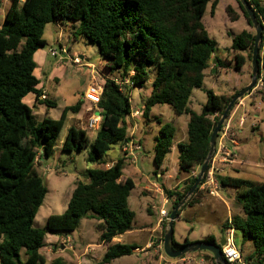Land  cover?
<instances>
[{
  "label": "trees",
  "instance_id": "trees-1",
  "mask_svg": "<svg viewBox=\"0 0 264 264\" xmlns=\"http://www.w3.org/2000/svg\"><path fill=\"white\" fill-rule=\"evenodd\" d=\"M209 1L9 0L0 25V264H46L40 253L46 234L72 232L86 217L98 221V241L107 245L101 264L130 256L137 249L120 242L111 243L113 238L133 229L135 217L127 204L133 181L120 179L122 158L108 168H86L84 180L75 182L65 211L48 216L42 228L33 226L47 193L35 158L42 159L53 152L67 114L77 113L82 105L78 101L64 108L56 120L44 118L40 123L34 120L32 108L36 104L54 105L41 98L42 93L37 88L39 80L34 74V54L46 46L44 28L59 21L77 23L73 37L96 44L107 76L112 77L116 72L120 81L128 78L130 86L142 87L149 80L150 70H154L151 92L141 108L144 117L156 105H168L174 115L188 117L187 141L177 145L178 170L188 178L180 190L179 185L173 190L163 189L166 197L173 199V208L193 185L196 178L191 172L199 169L205 160L219 116L238 93L224 96L206 90L199 114L188 107L192 91L202 87L204 72L213 60L215 68L230 66V61L216 56V43L208 36L202 22ZM236 1L251 26L245 10ZM247 2L260 22L264 9L256 1ZM215 6L216 2H212L211 14ZM226 12L230 15L229 9ZM231 20L235 19L231 17ZM254 38L255 35L247 31L233 37L231 50L236 52L233 58L236 71H240L247 60L251 61ZM241 52L248 53L244 56ZM262 70L264 49L259 44L257 81ZM29 94L34 95L32 108L23 102ZM96 106L100 123L94 136L89 137L85 129L70 127L60 149L67 153L88 149L86 162L89 165H106V153L126 140L124 119L131 112V105L129 97L108 78ZM174 132L170 124L159 129L153 148L157 168L170 151ZM215 178L223 188L241 190L236 196L241 214L230 219V225L240 234L242 244L252 243L253 251L246 259L249 264H264V182L219 177L218 174ZM199 193L197 189L189 205L197 202L195 197ZM230 225H224L221 232L225 233ZM203 241L216 243L212 236ZM188 243L187 239L183 243L173 239V248L177 250ZM50 264L70 263L56 257Z\"/></svg>",
  "mask_w": 264,
  "mask_h": 264
},
{
  "label": "rangeland",
  "instance_id": "rangeland-1",
  "mask_svg": "<svg viewBox=\"0 0 264 264\" xmlns=\"http://www.w3.org/2000/svg\"><path fill=\"white\" fill-rule=\"evenodd\" d=\"M250 1H256L260 8L264 9V0ZM212 2H216L213 14H211ZM8 6L9 0H2L0 3L2 12ZM227 9L230 10V15L227 14ZM231 17L235 20L232 21ZM261 20H264V17H261ZM202 22L208 36L216 43V56L220 60L230 61V66L221 68L217 73H209L207 70L202 87L193 91L188 103V107L197 114L200 113L201 107L205 102L206 90H210L216 95H222L226 94L227 90H234V88L239 92L250 83L251 61H246L242 71H236L233 59L236 52L231 50V44L233 37L242 31L255 35L254 27L247 23L236 0H210ZM52 26V24L47 25L43 33V39H46L44 49L49 52L52 50L56 51L57 56L50 57L49 63L47 62L42 71L43 73L37 70L35 75L40 80V84L46 86L48 97L54 102V105L48 107L42 104L41 108L38 106V108H32L33 100L30 96L25 97L23 100L26 105L32 108L36 123H40L44 118L56 120L64 108L71 107L78 101L83 100L84 92L91 83L90 70L86 66L93 65L95 69L107 75L104 70V61L99 55L96 44L90 43L82 37H73L76 28L61 32V35H58V44L56 40L54 43L51 40L53 39ZM262 33V39L259 44L264 49V30ZM62 47L67 51L66 55L61 52ZM247 53L241 52L244 56ZM64 56L65 62L62 61ZM79 56L82 57L80 59L82 66L73 63L74 57L79 59ZM54 63L58 65L56 78L50 79L49 70ZM112 76L119 79V74L116 72ZM153 78L154 70H150L149 80L142 87L131 84V86L124 88L123 92L129 97L132 111L140 109L144 96L151 91ZM258 82L260 84L258 91L254 92L247 102L244 101L245 107H237L236 109L235 106L227 118L231 119L228 136L234 143L230 141L224 142L229 156L222 164L219 161L216 163V167L222 170L218 174L219 177L242 178L256 183L264 182V70L261 71ZM244 108L248 111L245 116L244 111L246 109ZM186 119H188L186 115H174L172 108L168 105L152 107L148 117L140 115L139 130L136 133V138L140 141L142 151L134 164L126 161L122 169V174L131 179L134 184V188L127 199L129 209L135 214L133 220L134 231L127 232L122 237L123 243L121 244L135 246L140 249L149 241V237L159 236L158 232L150 234V230L155 226L159 218V209L162 206L161 198H156V196L152 195L153 191L146 192L145 187L151 188V183L154 182L160 189L173 190L176 188V183L185 177L178 170L177 143L186 142L187 133L184 126ZM165 124L172 125L175 132L171 141L170 151L166 155L162 166L157 168L153 162V148L156 139L159 137V128ZM67 128L68 123H65L53 152L48 157H43L42 159L39 157L38 162H36L37 171L47 190L42 205L34 219L33 226L36 228L44 227L48 216L60 215L65 211L67 202L75 187V182L84 180L86 168L90 166L92 168H107L104 164L89 165L86 162L88 149L81 152H62L60 149L61 143ZM84 129L88 132L89 137L90 134L91 137L94 136V132L91 133L86 127ZM119 158H123L120 145H115L106 153L104 162L110 165ZM217 160L219 159L217 158ZM46 168L50 169V171H47ZM198 171L199 169H197ZM240 192V189L220 187L217 196L213 197L201 192L195 197L197 202L189 205L192 195L182 207L183 210L179 219L177 218L174 221L173 239L177 243H183L185 239L189 243H194L212 236L218 243L221 234L225 236L227 233V230L225 233L221 232L223 226L226 224L230 225V219L241 214V206L236 200V196ZM172 203L173 199L166 202L163 205V209L169 213L172 209ZM148 208L151 209L150 213ZM97 224L98 221L96 219L83 218L74 231L46 234L44 242L50 236H53L54 239L56 238L57 242L53 243V247L57 253L53 258L61 257L67 262L71 260V244H75L77 247L88 245L85 255L90 258V264H101L105 248L103 246L98 247L100 230L97 228ZM141 228H144L147 232H140L138 229ZM160 228L164 231L163 226ZM60 235H62V238H67L69 242L62 245ZM233 239L235 245L241 251L243 264H249L246 259L253 251L252 243L247 241L242 244V239L238 232H234ZM60 246L62 249H60ZM155 246L151 244L141 252L136 251L130 256L121 257L114 264H171V262L175 261L163 253L162 247L161 250H158ZM42 250L43 248H41L40 253ZM83 250L84 248L80 249V251L76 249L78 252ZM44 251L46 250H43L42 253L45 257L48 254L45 255ZM185 256L190 258V261L176 264H214L208 252H195ZM204 256L208 258L207 261ZM51 259L52 257L47 259L46 264H50ZM199 260H202V262L198 263Z\"/></svg>",
  "mask_w": 264,
  "mask_h": 264
},
{
  "label": "built area",
  "instance_id": "built-area-1",
  "mask_svg": "<svg viewBox=\"0 0 264 264\" xmlns=\"http://www.w3.org/2000/svg\"><path fill=\"white\" fill-rule=\"evenodd\" d=\"M20 1L22 2L23 0H20ZM260 23H261L263 30H264V20L260 19ZM61 52L64 55L67 54L66 49L63 47L61 48ZM50 56L56 57L57 56L56 51L52 50L50 52ZM73 63L75 65L82 66L80 59H78L77 57H74ZM86 67L90 70V81H91V83L84 92L83 100L88 102L94 108V109H88V111L94 110V112L89 117L86 128L88 130H90L91 133H93V132L95 133L99 129V123H100V112H99L96 105H97L99 98L101 96L102 86H103L105 79L109 78L110 80H112L115 84H117L120 87L121 90H124L125 87H129L130 82H129L128 78H125L123 81H120L116 77L107 76L103 72L95 69L93 65H88ZM41 98L44 99L43 96ZM239 103H241V99L238 101L237 105H239ZM140 115H142L141 109H139V110L135 109L133 111L131 110L129 115H127L125 118H128L130 120H134V119L140 117ZM230 120L231 119H226V121L223 123V125L221 126V128L218 132L214 155L210 161V164L208 165L209 168L207 169V172L205 173V175L202 179V182L198 187V191L204 192L207 195L213 196V197L218 195L217 193L221 187L215 178V174L221 173L222 170L218 169L216 167V163H217V161H219V163L222 164L227 159V157L229 156L228 155V149L224 145V142L225 141L233 142V140L230 139L228 136ZM135 126H136V123L132 125V128H134ZM90 137H91V134H90ZM120 151L123 155L122 159L124 160V162L129 161V163H131V164L135 163L138 155H140V153L142 151V147H141L140 141L137 140L136 138H134V133L132 131L130 133L126 134V140H124L121 143ZM217 158L219 160H217ZM38 160H39V156H37L35 158V163L38 162ZM108 167H110V166L108 165L107 168ZM46 170L50 171V169H48V168H46ZM197 173L198 172H192L191 176L193 178H196ZM151 187L153 188L155 193L160 195L161 201H162V203H161L162 206L159 209V220H158V227L160 228L161 226H163L165 224V221L168 218V212H166L163 209V205L166 202H168V200H167L166 195H164L162 193V191L159 189V187L157 186L156 183H154V182L151 183ZM229 223H230V221H229ZM161 231H162V234L157 239H155L154 242L152 243V245H156L155 247L158 250H161L162 243H163V230L161 229ZM233 235H234V229L231 228V225H230V228L227 229V233L225 235V244L221 248L222 258L225 261V264H243L241 252L238 249V247L235 245ZM61 239H62L61 240L62 245L67 244V242H69V240L67 238H61ZM174 260L175 261L171 262V264L185 263V262L190 261V258H187L184 255V256L176 258ZM201 262H202V260H199L198 263H201Z\"/></svg>",
  "mask_w": 264,
  "mask_h": 264
},
{
  "label": "crops",
  "instance_id": "crops-1",
  "mask_svg": "<svg viewBox=\"0 0 264 264\" xmlns=\"http://www.w3.org/2000/svg\"><path fill=\"white\" fill-rule=\"evenodd\" d=\"M2 2V0H0V3ZM6 10H7V8H5L4 9V11L2 12V9L0 8V15H1V18H0V25L2 24V22H3V19H4V16H5V12H6ZM53 26H52V28H51V31H52V37H53V39H51L54 43H55V40H56V43H57V39H58V35H61V32H65L66 30L68 31V30H70V29H72V28H77V23H75V24H72V23H67V22H65V21H59V22H57V23H54V24H52ZM46 28V27H45ZM45 28H44V31H45ZM44 33V32H43ZM56 37V38H55ZM45 41H46V39H45ZM58 44V43H57ZM59 45H61V44H59ZM62 46V45H61ZM67 50H68V52H69V49L67 48ZM244 55V54H243ZM50 52L47 50V49H44V48H42V49H39V50H37L36 52H35V54H34V61H35V63H36V68H35V71H34V74H35V72L38 70V71H40V72H42L43 70H44V68H45V66H46V64H47V62L49 63V60H50ZM82 57L81 56H79V59H81ZM62 61L63 62H65L66 61V59H65V56H64V59H62ZM214 61V62H213ZM212 61V64H211V66H210V68L208 69V71H209V73H217L221 68H219V67H214L215 66V64H216V62H215V60H213ZM56 63H54L53 64V68L51 67V69L49 70V78L50 79H53L54 77H55V75H56V69H57V67H58V65H55ZM240 71H242V68H241V70ZM43 73V72H42ZM207 74V70L204 72V76ZM36 76V75H35ZM36 78H37V76H36ZM56 78V77H55ZM38 79V78H37ZM39 80V79H38ZM260 86V84H259V82L257 83V85L255 86V88L254 89H252V91L247 95V96H245L242 100H241V103H239V105H237L236 106V109H237V107H245V104H244V101H246L247 102V100L248 99H250L251 98V96H252V94L254 93V92H256V91H258V87ZM37 88L41 91V93H42V96L44 97V98H46L49 102H51V103H53L54 104V102H52V100L48 97L49 95H48V91L46 90V86H44V85H42V84H40V80H39V84H38V86H37ZM194 91V90H193ZM193 91H192V93H191V95L193 94ZM228 92L226 93V94H222V95H224V96H231V95H233L234 93H236L238 90H236L235 88H234V90H231V89H229V90H227ZM151 92V91H150ZM150 92H148V94H146L145 96H144V100L149 96V94H150ZM28 96H30L31 98H32V102L34 103V95H32V94H29ZM41 96V97H42ZM25 99V98H24ZM144 100L142 101V105L140 106V109L142 108V106H143V103H144ZM81 102H82V105H81V107H80V110L77 112V113H71V112H69L68 114H67V118H66V122L65 123H68V128H70V127H75V128H79V129H84V127H86V125H87V122H88V119H89V117L92 115V113L94 112V110H92V111H88V109H94L88 102H86V101H84V100H80ZM33 103H32V105H33ZM247 104V103H246ZM29 106V105H28ZM42 107V104H36L35 106H34V108H36V107ZM30 107V106H29ZM37 107V108H38ZM244 109H246V108H244ZM246 112H248L247 111V109L244 111V116L247 114ZM148 117V116H147ZM139 118L140 117H138V118H136V119H134V120H130V119H128V118H125L124 119V125H125V127H126V134H128V133H130L131 131L134 133V138H136V133L138 132V130H139ZM187 121H188V119H186L185 120V124H184V126H185V128H186V126H187ZM136 123V126L134 127V128H132V125L133 124H135ZM160 123V122H159ZM159 125H161V124H159ZM68 128H67V130H68ZM160 128H161V126H160ZM159 128V129H160ZM67 132V131H66ZM186 133H187V131H186ZM137 139V138H136ZM138 140V139H137ZM186 141H187V139H186ZM180 143H185V141H182V142H180ZM179 143H177V145H178ZM165 160V159H164ZM164 162V161H163ZM107 165H109V164H106V167H107ZM111 165V164H110ZM109 165V166H110ZM192 172H197V169L195 168ZM191 172V173H192ZM127 177L126 176H124L123 174H122V176H121V180H124V179H126ZM188 177H184V178H182V179H180L177 183H176V186H178L179 185V190L182 188V187H184L185 186V180L187 179ZM160 189V188H159ZM161 191H162V193L164 194V192H163V189H160ZM145 191L147 192V191H153V193H152V195H154V196H156V198L157 197H159V198H161L160 197V195H158L157 193H155L154 192V190H153V188L151 187V188H146L145 187ZM165 195V194H164ZM158 198V199H159ZM167 200H168V202L169 201H171V199H169V198H167ZM161 203H162V201H161ZM148 212L150 213L151 212V209L150 208H148ZM182 213V212H181ZM180 213V214H181ZM180 216V215H179ZM178 219H179V217H177ZM158 220H159V218H158ZM158 220L156 221V223H155V226L150 230V234H152V233H154V232H158V234H159V236L162 234V231H161V229L158 227ZM174 224V223H173ZM164 227V226H163ZM134 228V227H133ZM140 232H147V230H145L144 228H141V229H138ZM131 231H134V229L133 230H131ZM127 233H125V234H122V235H119V236H117V237H115V238H113V240H112V242L111 243H116V242H120V243H123V241H122V237L123 236H125ZM159 236H157V237H149V241L148 242H146L145 243V246L143 247V248H140V249H135L134 250V252H136V251H142V250H144V249H146L150 244H152L153 242H154V240L155 239H157ZM60 238H62V235H60L59 236ZM57 242V239L55 238L54 239V237L53 236H50L49 238H48V240H46L45 242H44V247H43V250H46V251H44V253H45V255L46 254H48V255H46L44 258H45V261H46V263H47V259H50L51 257H52V259L51 260H53L54 258V256L56 255V253H57V251H55L54 250V247H53V243H56ZM46 245H50V246H46ZM104 247L105 248V252H106V249H107V245H105V244H103V243H99V245H98V247ZM82 248H84V250L82 251V252H78V251H76V249H78L79 251H80V249H82ZM87 248H88V245H86V246H76L75 244H71V260L70 261H68V263H70V264H90L91 263V261H90V258L88 257V256H86L85 255V252L87 251ZM60 249H62V247L60 246ZM42 250V251H43ZM42 251H41V254L43 255V253H42ZM241 252V251H240ZM252 253V252H251ZM49 258H48V257ZM241 256H242V254H241ZM159 258H161L160 256H159ZM119 259V258H118ZM204 259H206V256H204ZM117 259H115V260H113L110 264H114V262L116 261ZM66 261V260H65Z\"/></svg>",
  "mask_w": 264,
  "mask_h": 264
},
{
  "label": "water",
  "instance_id": "water-1",
  "mask_svg": "<svg viewBox=\"0 0 264 264\" xmlns=\"http://www.w3.org/2000/svg\"><path fill=\"white\" fill-rule=\"evenodd\" d=\"M240 5L245 10L252 27H254L255 30V38L253 42V48H252V55H251V81L250 83L243 88L241 91H239L237 94H235L232 99L227 104L226 108L224 109L223 113L221 114L219 120L216 123V126L214 127L210 140H209V151L208 154L199 167L198 174L196 176V179L191 186V188L188 190V192L185 194V196L170 210L168 213V218L165 221L164 224V231H163V243H162V250L163 253L170 259H176L179 257H182L186 254L195 253V252H208L211 256V259L216 264H225V261L222 258L221 248L225 244V236L224 234H221L220 240L217 244L215 243H209L206 241H198L194 243H188L179 249L175 250L173 248V223L177 219V213L179 210L184 207L187 200L194 195L196 190L198 189L199 185L202 182V179L207 172L208 165L210 164V161L214 155L215 147H216V139L218 132L223 125V123L226 121L227 116L229 112L231 111L232 107L238 102L242 97H244L247 93H250L252 89L255 88L257 83V73H258V54H259V48L258 44L260 40L262 39V32L263 27L260 22L257 21L256 16L254 12L251 10L250 5L248 4L247 0H238ZM214 62V61H213ZM222 188V187H221ZM208 258L206 257V261Z\"/></svg>",
  "mask_w": 264,
  "mask_h": 264
},
{
  "label": "flooded vegetation",
  "instance_id": "flooded-vegetation-1",
  "mask_svg": "<svg viewBox=\"0 0 264 264\" xmlns=\"http://www.w3.org/2000/svg\"><path fill=\"white\" fill-rule=\"evenodd\" d=\"M215 244H217V241H216V243Z\"/></svg>",
  "mask_w": 264,
  "mask_h": 264
}]
</instances>
